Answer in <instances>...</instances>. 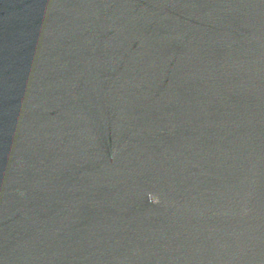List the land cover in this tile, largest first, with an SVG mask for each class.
Here are the masks:
<instances>
[{
  "label": "water",
  "instance_id": "1",
  "mask_svg": "<svg viewBox=\"0 0 264 264\" xmlns=\"http://www.w3.org/2000/svg\"><path fill=\"white\" fill-rule=\"evenodd\" d=\"M0 264H264V0H0Z\"/></svg>",
  "mask_w": 264,
  "mask_h": 264
}]
</instances>
